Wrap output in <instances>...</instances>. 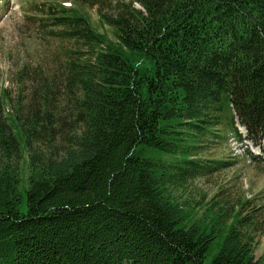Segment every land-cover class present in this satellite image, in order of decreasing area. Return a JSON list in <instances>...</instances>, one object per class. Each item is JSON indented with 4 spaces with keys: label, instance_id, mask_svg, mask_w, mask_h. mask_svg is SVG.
<instances>
[{
    "label": "trees",
    "instance_id": "1",
    "mask_svg": "<svg viewBox=\"0 0 264 264\" xmlns=\"http://www.w3.org/2000/svg\"><path fill=\"white\" fill-rule=\"evenodd\" d=\"M144 4L145 17L118 15L114 50L76 39L70 20L64 34L93 59L82 79L87 124L59 143L49 116L28 126L59 157L33 159L45 166L24 210L16 178L0 172V264H264L246 200L189 194L218 133L240 140L239 125L264 151V0ZM48 96L33 106L44 110Z\"/></svg>",
    "mask_w": 264,
    "mask_h": 264
},
{
    "label": "rangeland",
    "instance_id": "2",
    "mask_svg": "<svg viewBox=\"0 0 264 264\" xmlns=\"http://www.w3.org/2000/svg\"><path fill=\"white\" fill-rule=\"evenodd\" d=\"M147 1L0 0V145L5 139L12 143L0 150V172L16 178L17 208L25 209V193L34 179L43 175L45 164L41 167L33 159L41 153L46 161L53 157L39 129L30 132L28 126L44 124L43 115L49 116L56 129L53 138L59 143L62 134L82 131L87 124V91L82 79L89 77L93 59L90 53L78 51L75 39L64 34L72 26L70 20L79 23L76 39L94 42L98 50H114L120 47L114 31L119 27L118 15L127 10L145 17ZM130 56L134 62L139 60ZM47 92L49 102L44 110L34 107ZM18 96L22 100L16 118L13 112ZM239 132L240 138L246 139L241 127ZM218 134L203 146L200 158L209 167L193 181L189 194L199 198L202 193L207 203L214 200L228 207L246 200L254 210L256 224L251 234L257 260L264 253V154L251 142L234 139L230 132ZM255 155L260 157L253 159ZM201 212L196 210L198 215Z\"/></svg>",
    "mask_w": 264,
    "mask_h": 264
}]
</instances>
